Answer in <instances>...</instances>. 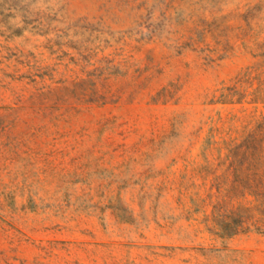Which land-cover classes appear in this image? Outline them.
<instances>
[{"label": "rangeland", "instance_id": "obj_1", "mask_svg": "<svg viewBox=\"0 0 264 264\" xmlns=\"http://www.w3.org/2000/svg\"><path fill=\"white\" fill-rule=\"evenodd\" d=\"M0 264H264V0H0Z\"/></svg>", "mask_w": 264, "mask_h": 264}, {"label": "trees", "instance_id": "obj_2", "mask_svg": "<svg viewBox=\"0 0 264 264\" xmlns=\"http://www.w3.org/2000/svg\"><path fill=\"white\" fill-rule=\"evenodd\" d=\"M226 224L227 223L225 221H221L219 224H217V226L219 227V230H220L221 233L222 232H225V230L227 228ZM236 232H237V229L234 230V231H228V233L226 234V236H232V235L236 234Z\"/></svg>", "mask_w": 264, "mask_h": 264}]
</instances>
